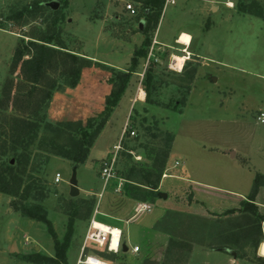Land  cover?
Segmentation results:
<instances>
[{"label": "rangeland", "instance_id": "obj_1", "mask_svg": "<svg viewBox=\"0 0 264 264\" xmlns=\"http://www.w3.org/2000/svg\"><path fill=\"white\" fill-rule=\"evenodd\" d=\"M51 1H57V6L52 8ZM256 1L264 5V0ZM247 2L173 0L165 4L164 0L154 27L144 20L148 12L145 0H0V142L8 145L10 141V121L2 120L1 114L28 116L40 125L27 150L16 148L17 155H25L20 162L12 150L0 156L10 160L20 177L16 195L0 192V264H35L21 259L22 254L55 257L54 240L46 225L24 215L22 208L44 213L60 243L73 217L59 264H77L85 255L108 251L94 241L84 243L92 220L89 207L92 214L94 209L102 211L106 204L121 199L114 187L122 185L120 178L114 176L103 183V159L110 157L113 145L120 142L117 172H127L129 167L135 172L151 162L154 151L166 150L168 132L173 139L164 163L168 171L163 173L183 172L215 188L195 191L198 203L190 202L186 194L178 195L177 201L172 200L175 196L169 198L162 206L154 200L146 202L150 211L135 213V222L121 227L127 251L110 262L229 264L233 256L222 250L228 248L237 257L233 264L258 263L254 253L259 246V254L264 256V224L256 221L253 209L209 211L212 203L230 200L225 189L247 197L256 187L254 197L264 202V121L256 120L257 112L264 111V21L237 11L239 3ZM181 30L192 37L190 59L180 51L154 45L156 59L144 67V59L139 58L134 68L143 74L142 80L148 70L157 76L149 88L150 103L154 104L131 102L130 97L143 87L141 76L133 75L132 88L126 89L130 93H123L93 137L86 160L74 164L64 157V151H72L74 140L81 138L78 131L71 137L73 129L103 115L106 97L113 89L111 69L130 67V57L146 39H162L180 47L173 43V36ZM189 34L180 32L178 42L189 43ZM50 35L51 43L61 40L66 51L90 59V63L80 66L78 82L70 86L68 66L54 59L46 69L42 92L48 83L47 87L53 83L54 88L36 117L31 114L35 100L27 98L31 86L21 65L11 66V57L21 38L39 41ZM34 94L41 98L40 92ZM137 97L145 98V88ZM182 100L179 111L165 107L178 106ZM129 116L135 122V135L122 142L120 134ZM142 117L145 122L140 121ZM124 150L131 152L126 162ZM175 161L180 165L174 167ZM73 167L78 189L75 196L69 194L68 183ZM57 173L59 181H55ZM177 183L176 179H165L163 188L170 190ZM167 209L177 212L168 217ZM134 245L137 252L131 251Z\"/></svg>", "mask_w": 264, "mask_h": 264}, {"label": "trees", "instance_id": "obj_2", "mask_svg": "<svg viewBox=\"0 0 264 264\" xmlns=\"http://www.w3.org/2000/svg\"><path fill=\"white\" fill-rule=\"evenodd\" d=\"M163 3L164 0H145L144 7L147 8L148 11L146 12L144 17L146 23H150L154 27L156 26L158 22V18L161 13ZM237 11L241 14L254 15L264 21V5L260 4L256 0H249V2L247 3H239L237 6ZM20 14L21 13H19L18 16H20ZM52 40H53L52 35L46 36L45 38H42L39 41H35V40L23 41V38H21L20 44L15 47L11 57V66L16 67L17 65H21L22 71L24 72L25 80L31 86L30 87L31 90L28 92L27 98L28 99L32 98L33 101L35 100L33 104V108L35 112L31 114H33L36 117L38 116L37 113L38 110H40V107L44 104L46 105L47 100L51 95V91L54 88L53 83H51L47 87V85L49 84L48 83L46 84L47 90L42 92V85H45L43 83L44 80L43 78L46 76V69L48 66L52 65L53 60L61 59V63L66 64L68 66L67 67L68 69L67 68L65 69L69 71L68 85L70 86H74L78 82V79L80 77V69H79L80 66H82L83 64L90 63V59L79 57L72 52L66 51V48L64 47L65 44L61 43V40H59L56 44L51 43ZM150 44H151V40L150 41H148L147 39L144 40L142 46L139 49L135 50L132 56L130 57V67H128L126 70L111 69V76L109 77V81L113 84V89L111 93L106 97L105 108L102 113L103 115L99 117V119L97 120H90V121L88 120V123L85 127L77 126V128L76 129L74 128L73 131L71 132V137H75L74 135L76 131H78L79 136L81 138H76V140H74L75 146L72 149V151L70 152L64 151L62 155L64 157L72 159L74 164H79L86 160L89 150L88 148L89 145L91 144L93 137L102 127V124L106 121L109 113L117 104V101L123 95L125 90L130 86L133 75H135L136 73L134 68L138 63L139 58H143L145 61L148 50L144 49V47L145 45L150 46ZM157 80H158L157 76L153 75L151 70L150 71L148 70L144 73V80H142L141 82L143 87L141 88L142 90H144L145 88L144 101L148 102L149 104H154V103H150L149 88H151L153 82H156ZM36 91L41 93L40 95L41 98L35 96L34 93ZM178 102H180V105L178 106L176 103H174L172 105L169 104L168 106L165 107L174 111H179L178 108L182 106V104H184V100ZM145 110L146 109H144V111ZM7 115H9L10 117H6L5 115L1 114V119L2 120L6 119L10 121V129L8 134L10 141L8 145H6L5 142L3 141L0 142V156L5 155L8 150H12V152H14V155L17 156V161L20 162L22 158H25V155L23 154V152L17 155L15 153L16 148L20 147L23 150H27L29 146L33 143V141L36 139L40 125L38 121L28 116H20L15 114H7ZM145 120H146L145 117H142L140 121L145 122ZM134 126H135L134 119L133 117L131 118V116H129L128 126L122 138L123 141L126 139V137L131 136L130 131L134 132L133 130ZM166 134L168 135L167 146L164 145L166 150L164 151L163 149L162 152L154 151V156H152V159L149 157V159H151V162L150 163L147 162V164L142 165V167L135 172L134 169H132L131 167L127 169V172L126 171L122 173L117 172V166L118 164H120L119 163L120 157L117 158L116 156L117 160H115V164H114V176H117L118 178L123 180V183L120 186L121 190L118 191L119 195L123 194L128 198H131L133 200H139L142 202H151L153 200L155 202L157 197L156 195L157 190L155 189H157L159 185L162 171L164 169L165 159L168 155L167 151L173 139L172 134H170L169 132ZM72 152L73 154H71ZM124 152L122 154L123 156L124 155L127 156V158L125 159L126 162V160H129L131 152L129 150H124ZM146 159H148V157ZM135 163L141 164L139 162H135ZM17 171L18 169L10 163L9 159L5 160V159H1L0 157V192L7 193L10 195L17 194L19 190V185L17 184H19L18 181H20V177ZM137 174L139 176H137ZM12 179H13V183H12ZM257 184H255V186H257ZM116 186L117 184L114 185L115 188ZM255 188L253 189V194H249L246 197V199L241 201L239 206L240 208L239 211L241 210L248 211L249 208L253 209V212L256 213V219H257L256 221H258L259 224L261 222H263L264 224V215L259 212L257 205H255L253 202L255 196L254 195ZM90 211L91 209L89 207V213ZM229 211L232 212V209ZM21 212L24 215L33 217L36 220H39L46 225L47 232L51 235V237L54 240L55 257L52 258L50 256H46L40 253H32V254H22L20 258L35 264H53V263L59 264V261L63 258L67 248V243L72 229L73 217L69 219L68 221L69 230L65 234L63 241L60 243L51 226L50 220L47 219L44 213L36 214L26 208H22ZM175 212L177 211L167 209L166 216L169 215L168 217H170V214ZM119 252H121V250ZM95 254H96L95 258L97 257L98 259L99 256H101L102 260L108 259L109 257L117 256V254L111 251H96Z\"/></svg>", "mask_w": 264, "mask_h": 264}, {"label": "crops", "instance_id": "obj_3", "mask_svg": "<svg viewBox=\"0 0 264 264\" xmlns=\"http://www.w3.org/2000/svg\"><path fill=\"white\" fill-rule=\"evenodd\" d=\"M180 32H185V33L189 34L188 32L181 30V31H179L178 33H176L173 36V43L174 44H177V46H180V47H176L175 45H171V43H167V42L163 41L162 39H158L157 40L158 46L159 47L170 48L172 50L174 49V50L180 51L181 53H183L182 55H185V56L187 55V56H189V59H190V57L193 54L190 51L191 43H192V37L189 34L190 41L187 44L179 43L178 42V38H179ZM135 74L138 75L139 73L136 72ZM129 88L131 89L132 87H129ZM141 89H138V91L136 92V96H135V94H133V96L130 97L131 102H137V103L141 104L144 101L145 98L138 99V97H137L138 92L139 91H142ZM127 90H125V92ZM127 93H130V91H127ZM171 168H173V167H171ZM164 171L166 172V171H168V169L164 168L163 171H162V173ZM168 178L176 179L179 182V183H177V186L175 188L172 187L170 190H167V188H163L164 180L165 179H168ZM202 188L203 189L205 188V189H208V190H213V188H215V187H213V186H211L209 184H205L204 185L203 182H200V181H197V180H192L189 177L185 176V174L183 172L182 173H179V172L178 173H170V172L169 173H165L164 175H161V179L159 181V185H158L157 189H155V190H157V193L158 192H164V193H166V198H162V197H158L157 196L158 198H157V200H155V202L156 201L157 202L156 203L154 202V203L157 204V205H159V206H162L161 203L163 202L162 204H165V202H167V200L169 198L172 199L175 196V198L172 199V200L175 201L177 199V196L178 195L181 197V196H184L185 194L188 196V199L190 200V202H193L195 200L198 203V200L196 199L195 191H199ZM225 191H228L229 192V193H225V194H228L229 196H231L230 197V200H228L227 202H224L222 204H218L216 202L212 203V207H213L212 209L213 210H209V211H213V212H216V213H220V212H223L224 210L235 209V208H237V207L240 206L241 201H243L244 199H246V196L243 197L240 194H238L236 192H233L231 190H226L225 189ZM119 197L121 198V199L118 200V201L121 202L120 204H118V201H117V203H114L113 205H112V203H110L111 205L106 204V206L104 207V210H102V211H98L97 210L98 213L95 212L96 209H94V211L92 212V214H91V211H90L89 214H90V217L92 218L91 221H93V222H95V221L96 222H100V223L105 224L106 226H109L111 228H118V229H121L122 225H127V224L130 225L133 222H135V220L133 218L135 217V215H137V216L139 215L138 213L135 214V208H136V206L139 203H142V201L133 200L131 198H128V197L124 196L123 194L122 195H119ZM253 202H254L255 205H257V208H258L259 212L260 213H263L264 202H260V201L256 200V197H254V201ZM172 204L175 205L174 202ZM178 205H181L180 201H179ZM178 205H176V206L171 205V207H176V208L177 207H180ZM124 214H126L127 216L125 218H122V215H124ZM98 215L100 216V218L97 217ZM97 218H98V220H96ZM142 227L143 226H140V227H137V228H140L141 229ZM121 232L123 234L124 231L121 229ZM123 236H125V235H123ZM123 239H122V235H121V242H125V244H126V242H127L126 237L123 238ZM261 242H259L258 245H260ZM127 249H128V247H127ZM258 249H259V246H258V248H256L254 255H255L256 259H257V262L260 263V264H263L264 263V256H262V255L259 254V250ZM113 253H115V252H113ZM120 253H122V251L121 252H117L115 254H117V256H120L119 255ZM94 255L96 256L95 253H94ZM91 256H93V255H91ZM95 256H93V257H95ZM110 258H113V257H109L108 259H103V260L102 259H99V258L98 259L101 260V261H103V262H105V263L112 264L110 262V260H109ZM96 259H97V257H96ZM236 259H237V257L235 258L233 256L231 260L228 259V263L229 264H233L234 260H236Z\"/></svg>", "mask_w": 264, "mask_h": 264}, {"label": "built area", "instance_id": "obj_4", "mask_svg": "<svg viewBox=\"0 0 264 264\" xmlns=\"http://www.w3.org/2000/svg\"><path fill=\"white\" fill-rule=\"evenodd\" d=\"M167 3H173V0H165V4H167ZM126 8L130 10L131 14H134V9L132 8V6L130 4H127ZM154 45H158L156 38H154L151 41L150 47L148 49L147 57L144 61L145 62L144 67H146V65H148L150 63V60L156 59L154 56V53H153ZM138 75L141 76V79H140V81H141L143 74H138ZM140 81H139V83H140ZM256 120H258L260 122L264 121V111L260 110L257 112ZM127 126H128V123L126 122L124 124V126L122 127V131L120 134L119 141L122 140ZM130 135L131 136L134 135V132L130 131ZM119 149H120V142L113 146V151H112L111 156L108 158H104L102 161V165H101V169H100V176H101L104 184H106L112 177H114V164H115L117 152ZM179 164L180 163L175 161L173 166L175 167ZM164 174L165 173H163L162 175H164ZM59 180H60V175L57 173L55 175V181H59ZM120 186H121L120 184H117L116 189H115L117 192L120 190ZM150 209H151V206L148 203L142 202L136 206L135 213L148 212V211H150ZM95 212H97V211L95 210ZM115 230H117L118 232H117V243H116V247L114 249L110 248V241H111V238L113 235L112 232H105L104 235L101 236V241H98L97 240L98 236L95 235L94 229L91 227H89V229L86 232L84 243H86V241H88V240L94 241V242L98 243L100 246L105 247L108 251H112V252L117 253L121 250L122 232H121V229H118V228H115ZM137 250H138V247L136 245H134L131 248L132 252H137ZM88 256H91V255H85L84 258L81 260L78 259L77 264H88V258H89ZM91 257H93V256H91Z\"/></svg>", "mask_w": 264, "mask_h": 264}, {"label": "bare ground", "instance_id": "obj_5", "mask_svg": "<svg viewBox=\"0 0 264 264\" xmlns=\"http://www.w3.org/2000/svg\"><path fill=\"white\" fill-rule=\"evenodd\" d=\"M89 227L94 229L95 235L98 236L97 238L98 241H101V236L104 235L105 232H112L113 235L110 241V248L114 249L116 247L118 231L115 230V228H111L109 226H106L105 224L96 221L95 222L91 221ZM88 257H89L88 264H108L94 257L91 256Z\"/></svg>", "mask_w": 264, "mask_h": 264}, {"label": "water", "instance_id": "obj_6", "mask_svg": "<svg viewBox=\"0 0 264 264\" xmlns=\"http://www.w3.org/2000/svg\"><path fill=\"white\" fill-rule=\"evenodd\" d=\"M50 5H51L52 8L56 7L57 6V1H51ZM142 23H143V21H140L139 25H141ZM68 183H69V189H70L69 194L71 196H75L76 194H78L75 167H73V169H72V172H71V175H70ZM157 196L158 197H162V198H166V193L158 192ZM222 250L227 251L232 256H235V252L233 250H231V249L223 248ZM121 251L122 252L127 251V246H126L125 242H121Z\"/></svg>", "mask_w": 264, "mask_h": 264}, {"label": "clouds", "instance_id": "obj_7", "mask_svg": "<svg viewBox=\"0 0 264 264\" xmlns=\"http://www.w3.org/2000/svg\"><path fill=\"white\" fill-rule=\"evenodd\" d=\"M182 39H183V37H182Z\"/></svg>", "mask_w": 264, "mask_h": 264}]
</instances>
